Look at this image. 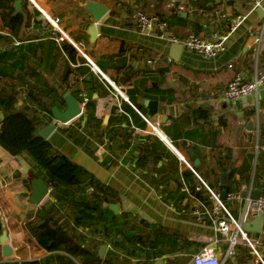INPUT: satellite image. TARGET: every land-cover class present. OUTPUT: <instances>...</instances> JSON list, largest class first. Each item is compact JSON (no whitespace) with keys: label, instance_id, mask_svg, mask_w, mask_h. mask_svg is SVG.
<instances>
[{"label":"crops","instance_id":"obj_1","mask_svg":"<svg viewBox=\"0 0 264 264\" xmlns=\"http://www.w3.org/2000/svg\"><path fill=\"white\" fill-rule=\"evenodd\" d=\"M174 1L173 7H167L166 0H21L20 9L14 6V13H21L23 18L13 35L0 15V34L11 38L10 46L15 52L3 63L13 64L21 81L18 92L22 98L29 88L41 97L44 105L37 108V115L43 128L56 126L46 140L88 175L111 188L117 200L109 205H117L118 213L112 212L109 205L108 210L122 215L129 226L140 231V251L130 255L133 249L121 241L120 235L127 238L134 229L122 233L112 230L106 235L97 224L99 231L91 235L86 228H79L100 242L97 254L100 246H106L99 259L107 257V261L100 264H154L156 260L161 264H185L183 259L190 264L192 257L210 243L216 255L224 259L228 243L215 231V220L224 213L214 200L209 208L188 197L189 182L183 176L187 170L208 186L206 182L216 183V166L224 161L223 167L234 173L228 180L224 172L226 181L221 184L219 177V184L237 186L227 195L239 194L241 198L226 199L222 204L238 223L254 220L246 201L248 195L252 198L258 191L259 197L264 196V95L258 92L234 102L221 99L225 86L236 75L251 81L264 72V36L260 47L254 44L262 22L260 14L251 10L247 0ZM92 4L107 9L97 23L90 11ZM10 6L11 2L5 3L2 12H8ZM136 12L166 22L164 38L158 31L141 32L133 19ZM236 16L244 17V21L229 35L224 52L216 57L206 59L183 47L178 52L173 50L171 38L225 34ZM56 19L58 29L51 22ZM91 26L96 29L94 42L88 34ZM63 43L75 49L72 58L63 50ZM84 97L88 102L82 111ZM67 99L71 105L75 100L81 113L60 124L51 111L56 108L65 112ZM48 105L51 111H47ZM88 107L100 122L99 135L91 131L87 122ZM139 114L152 124L158 122V133L165 140L145 125ZM66 131L78 133L82 143L74 142ZM156 138L165 155L154 167L144 163V158V167H138L139 150L156 144ZM196 166L206 182L194 171ZM153 169L167 172L160 178V173L151 172ZM29 171L42 174L25 156H11L0 147V221L12 250L8 261L2 256L0 244V264H58L57 257L80 264L64 252L39 248L29 233L27 223L44 207L29 203ZM154 178L160 180L158 186L151 185V181L156 182ZM50 193L51 188L45 200L52 205L55 200ZM64 213L72 219L74 210L65 207ZM261 216V233L246 235L264 261V212ZM236 237L234 256L224 264H246L237 257L235 248L250 247L239 235ZM153 254L154 260L147 262L146 256ZM250 260L253 264L259 262L255 255Z\"/></svg>","mask_w":264,"mask_h":264},{"label":"trees","instance_id":"obj_2","mask_svg":"<svg viewBox=\"0 0 264 264\" xmlns=\"http://www.w3.org/2000/svg\"><path fill=\"white\" fill-rule=\"evenodd\" d=\"M13 0H0V15L3 21L7 20V26L11 34L16 33L15 27L22 22V14L14 13ZM10 10L6 13L1 8L5 3H10ZM11 38L0 34V113L3 114V120L0 122V147H2L11 156H25L31 164L41 170L42 174H33L29 171V178H38L45 182L51 188V196L55 200L48 208L40 207L36 212L33 220L27 223V229L33 236L36 245L47 251H61L72 259H78L80 264H100L106 263L107 257L100 260L97 254L99 241L93 240L79 231V228H86L92 235L99 231L97 224H101V233H108L112 230L122 233L125 230H133V225H128L122 215H114L107 208V205L113 204L117 196L111 188L100 183L91 175H88L82 168L77 166L71 160L57 152L48 140L39 136L43 124L38 118L37 108L44 105L41 97L36 95L33 90L28 89V93L22 98L18 92L21 81L15 75L13 64L6 65L3 63L5 58L15 55L10 46ZM62 48L68 57L72 58L76 54L75 49L67 43L62 44ZM21 101L20 105L18 103ZM34 103V107L30 106ZM47 106V111L50 110ZM87 122L92 132L97 135L101 134L100 122L94 118L91 107L87 109ZM94 118L95 122L91 119ZM146 125V123L144 122ZM67 135L76 143H82L77 138L78 133H69ZM91 135V133L89 134ZM83 140H85L83 138ZM156 144L145 145L139 150L140 164L144 158V163L150 162L154 167L157 160L164 154L160 152L162 144L155 139ZM159 144V147L158 145ZM165 155V154H164ZM226 161V160H225ZM176 162V161H175ZM224 162V161H223ZM223 162L217 164L215 169V184L207 183L199 173V166L193 167L194 171L206 182L212 192L219 196L220 192L225 191L227 194L236 189L237 186L220 185L219 177L224 172L227 173L228 180L233 176L232 170L227 171L223 167ZM144 167V166H143ZM171 170V169H170ZM249 169L246 170V173ZM257 170V169H256ZM153 169L151 172L160 173V178L166 175L167 170ZM183 176L189 182L188 197L202 202L206 207L212 206V197L204 188L195 175L187 170ZM247 177L250 174L247 173ZM256 178V173L254 181ZM152 179V178H151ZM156 182L151 181L152 186H158L160 180L154 178ZM65 207H71L74 210L73 217L70 219L64 212ZM121 220V221H120ZM2 232V223L0 221V234ZM121 241L131 245L133 249L130 255L140 251L137 245H141L139 229H134L129 237L125 238L120 235ZM236 255L246 264H250V258H254L252 250L243 245L236 246ZM156 255H147L146 261L154 260ZM248 258V259H247ZM58 264H74L68 258L57 257ZM186 264L188 259H183ZM26 264H43V262H29ZM129 264V263H127ZM253 264V262L251 263ZM257 264H261L258 262Z\"/></svg>","mask_w":264,"mask_h":264},{"label":"built area","instance_id":"obj_3","mask_svg":"<svg viewBox=\"0 0 264 264\" xmlns=\"http://www.w3.org/2000/svg\"><path fill=\"white\" fill-rule=\"evenodd\" d=\"M167 7H173L175 5L174 0H166ZM251 4V10L261 9L263 13V18L261 25L257 28V34L254 37V44L257 47H260L263 42L264 36V5L263 0H247ZM179 11L182 10L181 6H177ZM133 19L137 22L138 28L143 33H152L154 31L160 32V37L164 38V31L167 29L166 22L162 21L158 17H147L141 12H136L133 15ZM244 21V17L236 16L232 20L231 26L225 34L213 33L209 38H204L202 36L196 34H190L185 39L178 40L175 38H171V42L173 44H180L184 49L189 52L196 53L203 58L210 59L214 58L217 55L221 54L225 50V42L229 35L233 33ZM52 25L55 29L57 28L58 20L51 21ZM150 63V62H149ZM231 68V65L228 66ZM264 88V72L257 74L251 81H244L239 75H236L228 84L225 86L221 99L226 102H234L239 101L241 99H248L249 97L256 95L259 92V89ZM88 99L86 97L83 98L81 103V110L87 104ZM142 120L150 126V128L158 133V122L155 124L150 123L144 116L139 114ZM56 128V127H55ZM200 180V179H199ZM201 184L205 187V189L209 192L212 199L216 203L218 209H220L223 213V217H217L215 220V231L226 239L228 243V248L224 254V259L221 260L215 253V249L212 246V243L208 244L204 248H202L196 255H194L191 259L190 264H224L225 260L234 256V246L238 243L236 235H239L240 239L251 248L253 254L256 256L257 260L264 264L261 256L257 253L254 244L249 240L246 233H244L241 229V224L233 219V217L229 214L228 210L223 206L220 202L219 196L214 194L205 183L200 180ZM241 196L239 194H229L226 199H240ZM248 202L249 209L251 210V215L255 218L257 215L262 214L264 212V196L259 197L256 201H252L250 195L246 198ZM245 217L248 216L247 211L245 212ZM235 231V236H231V232Z\"/></svg>","mask_w":264,"mask_h":264},{"label":"water","instance_id":"obj_4","mask_svg":"<svg viewBox=\"0 0 264 264\" xmlns=\"http://www.w3.org/2000/svg\"><path fill=\"white\" fill-rule=\"evenodd\" d=\"M20 3L21 0H17L14 3V6L17 10L20 9ZM90 11L91 14L94 17V21L95 23H97L102 17L103 15L107 12V9L103 6V5H99V4H92L90 5ZM257 12L260 14V18H263V13L261 9H257ZM88 34L91 38V41L94 42L95 38H96V29L95 26H91L88 30ZM182 49V45L180 44H174L173 45V50L175 51H180ZM260 92V96L264 95V88L261 87L259 89ZM241 100H245L244 98ZM67 103H68V108L65 112H59L56 108L52 109V115L54 117V119L56 120V122H59L60 124H66L68 123L70 120H72L74 117H76L77 115H79L81 113V110L78 108V105L76 103L75 100H73V104L71 105L69 103V99H67ZM3 114L0 113V122L3 120ZM107 118H105V122H106ZM55 125H49L44 127L42 130L39 131V136L42 137L43 139H46L48 137V135L55 129ZM247 127H249L250 129H252V126L250 124H247ZM157 135H159L163 140H165L161 134L156 133ZM189 154L191 155V157H193V152L189 151ZM198 161L195 160L194 165H197ZM23 172L25 174H27V169L24 168ZM220 181L221 184H224L226 181V175L222 174L220 176ZM49 193V187L48 185L41 181L38 178H33L31 180V194H30V198H29V203H31L32 205H43L45 208L49 207L51 205L50 200H45L47 195ZM260 196V193L258 191H255L252 195L251 200L252 201H256ZM226 197H227V193L225 191L220 192L219 194V199L220 202L223 203L226 201ZM109 209L114 212L115 214L118 213V206L117 205H109ZM261 226H262V216L261 214L257 215L254 220L252 222L249 223H244L241 224V229L244 233H255V234H260L261 233ZM7 234L5 231L2 232V234L0 235V244L2 245V256L5 257L8 261L11 260V254H12V250L9 247V245H7ZM106 251V246H100L98 249V256L99 258H102L104 256V253ZM154 264H161L160 260H156Z\"/></svg>","mask_w":264,"mask_h":264},{"label":"rangeland","instance_id":"obj_5","mask_svg":"<svg viewBox=\"0 0 264 264\" xmlns=\"http://www.w3.org/2000/svg\"><path fill=\"white\" fill-rule=\"evenodd\" d=\"M39 171H41V170H39ZM40 175V174H39Z\"/></svg>","mask_w":264,"mask_h":264}]
</instances>
